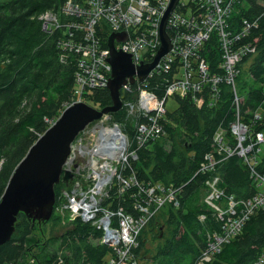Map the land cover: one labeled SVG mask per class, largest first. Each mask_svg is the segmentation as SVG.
Masks as SVG:
<instances>
[{
  "label": "trees",
  "instance_id": "obj_1",
  "mask_svg": "<svg viewBox=\"0 0 264 264\" xmlns=\"http://www.w3.org/2000/svg\"><path fill=\"white\" fill-rule=\"evenodd\" d=\"M67 1L0 0V199L29 148L71 103L79 55L63 49L64 43L77 40L66 35L65 23L75 20L61 12ZM70 1L83 4V0ZM47 12L57 14L60 27L45 29L42 17ZM243 20L251 27L240 43H251L256 53L244 57L238 66V116L231 87L224 82L217 84L216 90L207 85L202 104L196 105L190 94L183 98L175 96L177 107L167 111L165 120L160 121L164 134L141 148L133 144L137 159H129L120 169L122 177L134 176L144 187L159 183L174 189L179 203L176 208L166 206L158 211L142 229L139 245L133 252L137 264L138 260L142 264H196L207 237L221 230L217 213L204 202L209 193L207 180L218 177L217 187L224 192V198L218 202L222 207L229 196L244 202L258 191L243 159L225 151L236 148L229 124L237 117L248 126L250 136L264 132V0H237L228 24L237 30ZM112 34L116 33L103 20L97 23L95 36L100 48L109 50ZM118 43L114 41V48ZM201 55L210 72L219 73L220 48L214 35L203 45ZM170 81V72L148 74L142 82L136 75L133 83L127 79L131 92L122 94L120 89L122 106L108 114L111 122L123 124L129 131L131 119L127 118L125 104L141 90L163 96ZM106 87L87 90L81 102L97 110L110 106ZM208 98L213 102L211 106L207 105ZM218 131H222V154L217 153L218 145L213 140ZM206 155H212L218 164L202 172L201 165L207 164ZM255 171L264 174L262 147ZM63 187L62 183L54 186L53 211ZM115 187L109 190V197L101 206L122 208L136 216L132 203L139 199L137 188L120 195ZM200 215H204L203 220H199ZM54 216L61 220L55 213L50 220ZM49 221L32 222L19 213L14 233L0 245V264H28L29 260L34 264H102L110 253V248L100 244V234L90 224L66 220L67 227L59 235L48 236ZM263 250L264 205L248 217L240 233L207 264H252Z\"/></svg>",
  "mask_w": 264,
  "mask_h": 264
},
{
  "label": "built area",
  "instance_id": "obj_2",
  "mask_svg": "<svg viewBox=\"0 0 264 264\" xmlns=\"http://www.w3.org/2000/svg\"><path fill=\"white\" fill-rule=\"evenodd\" d=\"M82 3L69 0L61 9L63 14L75 18L65 23L66 35L77 38L64 43L63 49L79 55L70 105L81 102L87 90L107 86L110 78L109 50L98 45L95 36L97 23L103 20L114 33L126 34V40L116 44L115 50L129 55L137 70L140 65L154 59L161 45L159 26L171 0H83ZM236 3L237 0H188L187 3L178 0L165 23L170 50L149 73L152 76L170 72L171 81L164 95L141 90L133 101L125 104L127 118L131 119L129 131L123 124H108L105 121L107 115H104L88 124L72 141L70 153L62 166V170L70 172L72 178L60 191L59 218L90 224L100 234V244L110 248L102 264H137L133 252L139 245L142 229L158 211L166 206L176 208L179 204L174 189L159 183L144 187L134 176L124 178L120 173L129 159H137L131 148L133 144L141 148L164 134L160 121L165 120L167 100L190 94L196 105L202 104L205 87L209 85L216 90L217 84L224 82L231 87L238 116V66L244 57L256 53V47L249 42L240 43L248 36L250 23L243 20L237 30H232L228 24ZM42 19L45 29H51L47 22L55 28L60 27L57 14L47 12ZM212 35L220 48L219 73H211L201 55L203 45ZM121 92L129 94L131 91L125 84ZM208 100L207 105L211 106L213 102ZM229 130L236 140V148L225 151L227 155L235 153L243 159L258 191L244 202L229 196L223 200L226 207H222L218 202L224 198V192L217 187L218 177L205 182L209 193L204 202L217 213L221 230L207 237V245L196 264L209 263L240 233L248 217L264 205V174L255 171L261 145L264 144V132L250 136L248 126L238 117L229 124ZM221 135L222 131H218L213 138L218 145V154L223 153L219 146ZM75 153L81 158V163L75 161ZM205 158L207 164L201 165L202 172L218 164L212 155ZM114 185L120 195L130 188H137L139 199L132 203L136 216L122 208L112 210L101 206ZM203 219L204 215H200L199 220ZM252 264H264V250Z\"/></svg>",
  "mask_w": 264,
  "mask_h": 264
},
{
  "label": "water",
  "instance_id": "obj_3",
  "mask_svg": "<svg viewBox=\"0 0 264 264\" xmlns=\"http://www.w3.org/2000/svg\"><path fill=\"white\" fill-rule=\"evenodd\" d=\"M178 0H171L159 26L161 46L153 61L134 69L129 55L116 51L114 41L124 42L125 33L110 35L108 39L111 74L107 90L111 105L101 110L76 102L65 108L52 125L29 148L25 157L15 167L0 199V245L7 242L14 233V225L19 213L32 222L49 221L55 204L54 186L60 181L65 185L72 175L63 171L62 166L70 153V145L76 135L88 124L100 120L104 115L120 110L122 103L120 89L134 82L136 75L140 82L157 65L162 56L170 50L165 23ZM77 163L81 158L75 153Z\"/></svg>",
  "mask_w": 264,
  "mask_h": 264
},
{
  "label": "rangeland",
  "instance_id": "obj_4",
  "mask_svg": "<svg viewBox=\"0 0 264 264\" xmlns=\"http://www.w3.org/2000/svg\"><path fill=\"white\" fill-rule=\"evenodd\" d=\"M182 2L187 3L188 0H182ZM46 25L49 26L51 29H54L55 28V26L52 25L51 22H47ZM176 107H177V102L175 101V98L174 97L170 98L168 100L167 104H166L167 111L172 112ZM105 121L108 124H111L112 123L111 122L110 115L107 114V116L105 117ZM103 122H104V120H103ZM261 147H262V153H264V144ZM239 152H240V150H239ZM229 156H230V154H229ZM57 196L60 197L61 196V193L59 195H57ZM60 205L61 204H60V201H59V203H57V205H56V207H55V209L53 211L55 214L58 215V217H60L59 210H58ZM103 207H105V206H103ZM55 216L53 217V220H50L49 221V224L46 226V233H47L48 236H50L53 233H56V235L58 233V235H59L62 232V229L64 227H67V225L65 223V221H66L65 219L59 220V219H56ZM54 219H56V221ZM53 221H55V222H53ZM141 254H142V251H141ZM138 262L140 264H142V262H140V260H138ZM28 264H34V261L33 260H29Z\"/></svg>",
  "mask_w": 264,
  "mask_h": 264
},
{
  "label": "flooded vegetation",
  "instance_id": "obj_5",
  "mask_svg": "<svg viewBox=\"0 0 264 264\" xmlns=\"http://www.w3.org/2000/svg\"><path fill=\"white\" fill-rule=\"evenodd\" d=\"M60 183L64 184L63 182L60 181L57 185L59 186ZM64 186H65V184H64ZM59 201L61 202V196L58 197V199H57V203H59ZM49 220H50V219H49Z\"/></svg>",
  "mask_w": 264,
  "mask_h": 264
},
{
  "label": "bare ground",
  "instance_id": "obj_6",
  "mask_svg": "<svg viewBox=\"0 0 264 264\" xmlns=\"http://www.w3.org/2000/svg\"><path fill=\"white\" fill-rule=\"evenodd\" d=\"M121 98V97H120ZM134 216V215H133Z\"/></svg>",
  "mask_w": 264,
  "mask_h": 264
}]
</instances>
